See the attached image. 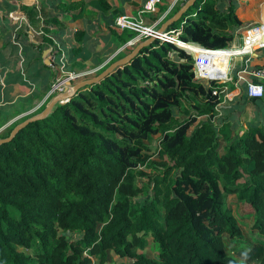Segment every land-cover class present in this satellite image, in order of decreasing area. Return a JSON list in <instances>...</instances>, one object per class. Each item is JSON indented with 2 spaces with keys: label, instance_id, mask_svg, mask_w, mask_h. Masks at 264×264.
Listing matches in <instances>:
<instances>
[{
  "label": "trees",
  "instance_id": "16d2710c",
  "mask_svg": "<svg viewBox=\"0 0 264 264\" xmlns=\"http://www.w3.org/2000/svg\"><path fill=\"white\" fill-rule=\"evenodd\" d=\"M51 2L54 14L46 4L19 3L29 26L42 30L39 39L26 24L15 29L16 22L0 15V112L7 117L19 113L12 101L32 83L37 87L31 97L50 89L61 53L52 34L71 32L85 44H71L67 61L85 58L94 66L101 63L95 55L99 39L90 36L100 24L118 44L137 34L113 28L123 13L107 0L99 2L109 20H96L87 31L67 26L83 17L86 0ZM166 7L156 3L160 12L153 20ZM247 26L235 0H195L165 30L180 28L184 41L227 48ZM47 48L50 64L42 55ZM192 66L184 48L155 38L0 143V264H104L113 255L125 259L119 264H264V240L244 237L227 202L228 196L245 202V218L264 232V121L246 114L240 119L235 101L219 104L211 87L193 79ZM213 67L223 69L222 63ZM50 97L14 119L0 137ZM262 98L249 99L257 105ZM242 120L246 127L239 133ZM149 239L156 243L154 256L143 251ZM227 243L240 259L228 253Z\"/></svg>",
  "mask_w": 264,
  "mask_h": 264
},
{
  "label": "rangeland",
  "instance_id": "374dc122",
  "mask_svg": "<svg viewBox=\"0 0 264 264\" xmlns=\"http://www.w3.org/2000/svg\"><path fill=\"white\" fill-rule=\"evenodd\" d=\"M27 1H29V0H27ZM47 1L48 2L46 3V5L48 6L47 7L48 11H50L51 13L56 12L57 11L56 8L52 7V2L50 3V0H47ZM99 1L96 2L95 4L92 1H89L88 5L87 4L86 5L91 10V13H87L86 17L83 21L79 20V22L76 21V22H73L72 24H70L71 25L70 27H72L71 29H73V28L83 29L82 27H85V29H88V27L90 28L91 26L93 28L96 20L103 21V19L106 17L105 15H103V13L104 14L107 13V10H105L101 7ZM112 1L114 4H117L118 6H121L124 9L123 14L126 15L128 17V19L133 22V25L131 27L130 26H127V27L138 32V34H141V32L137 31L136 28H139L142 26L155 25L157 23V21L160 20L162 18V16L174 4L180 2V0H158L159 4L161 6L165 5L167 7H166V10L158 17V19L153 20V17L158 15L160 12V9H156V6L154 7V5H153L154 1H157V0H112ZM95 8L98 10H96ZM141 9H143V10H141ZM98 13H100L99 17L97 16ZM108 20H109V16L107 17V21ZM30 28H32L31 31L34 34V36H32V37L39 39L40 34L36 33L35 30H37V29H35V26L33 25ZM113 28L118 30V31L121 30L120 27L117 28V27L113 26ZM127 35H129V37L131 36L130 33L129 34L127 33ZM235 36L236 37L231 40V43L232 42H234L236 44L240 43L241 42L240 33H238V34L236 33ZM59 37L60 38H56V37L55 38L57 39V41L61 42V44H62L61 49L63 51L69 49V46H71V44H75V43L85 44L81 40L80 41L76 40L72 36V34H68V36H67V34H64L63 36H59ZM67 37H70V39H68ZM93 37L99 39V42L96 46L97 52L95 53V55L97 56L96 58L101 63L98 66H94L91 60L85 59V58H75L71 61H63V63L61 65L57 64V65L53 66V69H54L53 72H56V76L53 78V80L51 82V86H53V84L57 81V79H62L65 75L69 74V72L82 73V71H85L86 74H83L80 77H82L84 75H91L94 70L98 69L101 65L106 63L115 54L124 53V52L126 53V52L130 51V49L133 46V42L129 43L128 41L133 40L135 36L128 39L123 44H118L116 42L114 35L111 34L110 32L108 33V31L104 29V24H100L99 28L96 29V31L92 34V36H90L91 41H92ZM161 42H166V41H161ZM168 43H171L173 45L178 46L177 44H175L173 42H168ZM178 47H180V46H178ZM114 48H115V50H113ZM60 56L62 57L61 53H60ZM43 57L47 58V59L51 58L50 54H48V50L43 55ZM212 57H214V56H212ZM213 60L216 63H219V64L221 63V62H217V58H215ZM58 62H60V58H59ZM192 70H193V66H192ZM193 79H196L194 77V72H193ZM75 80H77V79H72V82H74ZM199 81H201V80H199ZM201 82L204 84L203 81H201ZM54 93H51L49 95L52 96ZM47 94H48V91L43 96H38V97L31 99V100H26V102H24L22 104V109H20L19 113L15 114L13 117L1 116L0 117V133H2L4 131V128L6 126H8L14 119L20 118V116H23V115H28L31 112L37 110V108L42 104L44 99L49 96V95L47 96ZM262 103L263 104H257L256 105L250 99H248L247 97H243V96H241L240 98H238L234 102V104L237 105V107H238L237 112H238V116L240 117V119H242L244 117V115L246 114L249 119H252V120L259 119L261 123L264 121V97L262 98ZM182 105H185V106L188 105L187 99L182 100ZM222 105H225V103H223ZM198 119L199 120H205L206 116L201 115L198 117ZM245 127H246V124L242 120L239 123V125L237 126V131L240 133L241 130H243ZM156 137H157V134L153 135V140L151 141L152 145L156 144ZM145 171H147V170H145ZM138 181L143 182V181H145V178L144 177H138ZM227 202L231 206L232 211H233L234 215L236 216V218L240 221V227L242 229L244 237L249 242L264 240V232L258 233V231L252 229V227H251L252 221L249 218H245V215L247 214L245 202L237 201L234 199V197H231V196L227 197ZM230 247H231V244L227 243L226 249H227L228 253L233 254L230 251ZM156 250H157L156 243L153 242L151 239H149L148 244L143 251L146 254H148L149 256H154V255H156ZM28 251L29 250H26V252H28ZM233 255H235V254H233ZM235 257L240 259L237 255H235ZM124 260L125 259H122V258H119V257L113 255L112 259H110L109 261H106L104 264H119ZM94 262L97 263V259L93 258V263Z\"/></svg>",
  "mask_w": 264,
  "mask_h": 264
},
{
  "label": "built area",
  "instance_id": "2783aa9c",
  "mask_svg": "<svg viewBox=\"0 0 264 264\" xmlns=\"http://www.w3.org/2000/svg\"><path fill=\"white\" fill-rule=\"evenodd\" d=\"M156 3H158V0L154 1V7L156 6ZM19 19L21 23L28 26L30 36H34L31 31L32 28H30L27 18L23 13L20 15ZM115 24L122 28L127 26L131 27L133 22L129 20L126 15L122 14L116 17ZM136 30L141 32V34H138L137 32L134 39L128 41L129 43H134L143 36L154 35L155 38L160 41L173 42L184 48L192 56L194 77L203 81L208 87H211V93L218 98L221 96L231 98L232 94H237V92H233V90L229 89L227 84L230 81H233L232 84L239 87L240 80L244 82L242 90L248 98L264 97V64L247 68L248 57L255 49L264 46V38L262 39L264 21L248 25L240 32L241 42L238 44L231 43L227 48H208L194 41H184L178 36L180 28L158 32L155 25H152L142 26L136 28ZM35 31L37 34L42 33L41 29ZM257 33H260L259 38H253L252 36ZM246 46H248V48L244 49ZM228 50L231 53L226 60V68H214L213 66L216 63L214 64L212 56L218 57L219 62H222L220 60V54L226 53ZM61 55H63V52ZM244 55L247 58L244 59L241 64L235 60L238 57H244ZM83 74H86L85 71H82V73L69 72V74L65 75L62 79H57L53 86L48 90L47 96L51 93H56L57 91L62 90L67 85L68 81L72 82V79H78ZM245 74H247L248 77H246Z\"/></svg>",
  "mask_w": 264,
  "mask_h": 264
},
{
  "label": "crops",
  "instance_id": "0c3cea01",
  "mask_svg": "<svg viewBox=\"0 0 264 264\" xmlns=\"http://www.w3.org/2000/svg\"><path fill=\"white\" fill-rule=\"evenodd\" d=\"M89 1H92L95 4L99 0H86V2H85V10H84V13H83V17L81 19H79V20H82L83 21L85 19V17H86V14L87 13H91V10L87 7ZM107 1L113 7H117L119 9H121L122 10L121 13L124 12V9L121 6H118L117 4H114L112 0H107ZM235 1H236V5H237V14H238V17L243 22H245V24L250 25V24L259 23L261 21H264V0H235ZM47 2H48L47 0H29V1H27V0H0V15L3 14V13L4 14H7V16L11 19V21L16 22V26H15V29H16L17 27H19L20 25H22V23H21V21L19 19L20 15L22 14V11L19 9V3H25V4L35 3V4H38V5L41 3V4H44L45 5ZM52 7H54V5H52ZM54 8H56V7H54ZM96 10H98V9H96ZM54 13H51L50 12V14H54ZM99 15H100V13L97 14L98 17H99ZM103 15L106 16L105 17L106 19H107L108 16H110V14L108 13V11L105 14L103 13ZM79 20H76V21L79 22ZM76 21L67 22V26H68L69 31L70 30L73 31L75 29H78V28L71 29L72 27H70L71 26L70 24H72L73 22H76ZM82 28H83L82 30L87 31L88 29L92 28V26L90 28L88 27V29H85V27H82ZM236 33L238 34V32H235V35H236ZM262 33H263V35H262L263 36L262 39H263L264 38V31ZM65 34H71V32L70 33L69 32H66ZM235 35H234L233 38L236 37ZM259 36H260V33H257V34H255L252 37L255 38V39H258ZM52 37L54 38V41L57 44L58 48L61 49L62 48V46H61L62 44H61V42L57 41V39H56V38H60V37L59 36H55L56 37L55 38L53 34H52ZM94 39H96V38L93 37V40ZM97 41L99 42V40H97ZM232 43H234V42H232ZM246 48H248V46H246L244 49H246ZM236 49H239V48H236ZM67 50H65L66 51L65 52V51H63L61 49V53L63 52V55H62V57L60 56V62L58 63L59 65H61L63 63V61H67V59H66ZM230 53L231 52H229V50H228V52L220 54V60L222 61L221 63H222L223 69L226 68V60L228 59V55ZM216 58H217V62H219L218 57H216ZM246 58L247 57H245V55H244V57H242V58L241 57H238L235 60L238 61V62H240V64H241L243 62V60L246 59ZM247 61H248L247 62V68H252V67H255V66L263 65L264 64V46L255 49L252 52V54L248 57V60ZM245 76L248 77L247 74H245ZM232 82L233 81H230L227 84V86H228L229 89L233 90V92L234 91L237 92V94L236 93L235 94H232V97L231 98L230 97H223V96L219 97L218 98L219 99V104H223V103L228 104L230 102L236 101L241 96L247 97L244 94L243 90H242V87H244V82L240 80L239 81V87L234 86V84H232ZM0 83L2 84V76L1 75H0ZM36 87H37V84L32 83V88H31V90L28 93L23 94V95H19L14 101H12L13 104H14L13 109H15V110L22 109V104L24 102H26V100L34 99V97H31V94H32V91ZM1 103H3V102H0V104ZM1 116L7 117L5 111H1L0 112V117Z\"/></svg>",
  "mask_w": 264,
  "mask_h": 264
},
{
  "label": "water",
  "instance_id": "95a60500",
  "mask_svg": "<svg viewBox=\"0 0 264 264\" xmlns=\"http://www.w3.org/2000/svg\"><path fill=\"white\" fill-rule=\"evenodd\" d=\"M195 0H184V2L180 5V7L170 16L168 17L158 28V32L165 31L166 27L174 22L177 21L181 15L194 3ZM155 39L154 35H149L143 40L137 42L126 54L123 56L115 59L114 61L110 62L103 70H101L96 75L86 77L79 79L75 82H67V85L62 89L54 93L49 100L45 103L43 108L27 117H25L23 120L17 122L9 131L8 135L5 137H0V143L6 142L11 140L15 134L23 128L27 123L30 121L44 118L49 113H51L56 104L58 102H62L67 100L69 97H71L74 93L77 92V90L81 87H84L85 85L94 83L102 79L105 75L110 73L114 68H116L119 65L127 63L132 57H134L140 50L141 47L147 45L148 43L152 42ZM48 49L43 50L44 55L47 52ZM44 62L47 64H50V60L47 58H44Z\"/></svg>",
  "mask_w": 264,
  "mask_h": 264
}]
</instances>
